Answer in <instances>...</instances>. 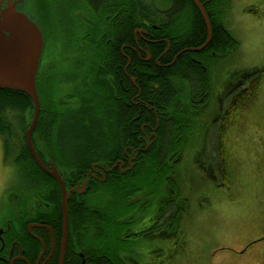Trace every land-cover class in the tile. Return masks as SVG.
I'll list each match as a JSON object with an SVG mask.
<instances>
[{"label":"flooded vegetation","instance_id":"1","mask_svg":"<svg viewBox=\"0 0 264 264\" xmlns=\"http://www.w3.org/2000/svg\"><path fill=\"white\" fill-rule=\"evenodd\" d=\"M106 25L110 28L111 21H106ZM109 28L103 30L100 38H103V50L114 52L116 41ZM151 28L156 30L158 26ZM133 36V46L122 42L118 45L125 60L109 57L97 61L103 71L111 69L104 77L109 91L101 95L113 112L122 115L113 130H108L118 132L117 139L107 141L108 152L102 158L78 153L72 158V166L63 165L57 158L47 155L48 147L41 138L45 153H41L32 140L42 164L48 169L51 164L56 168L68 193L66 224L58 182L31 156L36 167L56 183L59 200L52 212L53 204L45 196L50 185L43 186L44 192L32 189L31 179L28 181L31 185L7 188L11 205L0 216V264H99L103 259L112 258L107 251L111 244L117 249L118 259L125 264H142L141 261L152 253L158 258L179 256L185 250L181 245L185 238L181 223L190 217L187 209L191 212L188 204L194 193L190 189H196L195 185L184 188L182 183L192 158L199 160L197 168L203 174L219 179L215 188L227 185L229 156L223 137L230 126L228 123L243 113L254 96L255 83L250 78L254 70L229 67L227 59L200 61L192 56L205 70L209 67L207 86H196L188 78L176 75L169 77L174 82L173 94L163 97L156 82L147 77L139 79L136 74H150L157 67H170L182 52H202L205 46L199 50L194 48L201 45L182 47L172 61L165 62L161 60L162 54L168 52L171 42L181 41L183 36L175 35L170 40L163 33L157 40H164L166 47L154 57L149 43L156 40L149 37L148 29L137 27ZM42 37L39 64L42 63V75L47 80L53 62L44 53L45 31ZM100 38L96 42L99 45ZM80 42L83 48L84 40ZM127 46L135 51L138 60H132L124 52ZM82 63L85 68L91 64L90 61ZM58 69L59 103L71 105L76 110L81 107L83 111L92 110L93 82L89 77L84 85V78L77 77L76 71L65 76V67L58 66ZM67 77L76 78V81L71 84ZM71 87L74 91L67 98ZM174 130L181 132L177 141L172 139ZM165 133L169 134L168 142ZM208 148H211V157L207 156ZM152 150L158 164L151 177L155 186L141 187L144 155ZM194 151L196 155L192 156ZM40 184L38 181V186L42 187ZM110 209H113L111 218H114L109 220L104 215Z\"/></svg>","mask_w":264,"mask_h":264},{"label":"trees","instance_id":"2","mask_svg":"<svg viewBox=\"0 0 264 264\" xmlns=\"http://www.w3.org/2000/svg\"><path fill=\"white\" fill-rule=\"evenodd\" d=\"M30 1L38 13L41 30L45 31L44 53L46 58L53 62V70L47 80L42 75L44 69L42 63L38 65L36 89L40 112L33 134L37 133L39 138L46 143L49 150L47 155L57 158L59 163L66 166H72L74 161L72 158L78 153L85 157L89 153L93 154L90 157L102 158L108 152L107 141L117 139L118 132L112 130L113 126L119 123L122 115L113 112L101 95V93L109 91L104 77L111 69L103 71L104 69H101L97 64L98 60L109 59V57L125 60V57L118 51V45L122 42L133 46L135 42L133 30L137 27L147 28L149 37L156 40V42L149 43L153 57L160 55L166 47L164 40H157L163 36V33L170 40L175 35L183 36L181 41L171 42L168 52L162 54L161 60L165 62L172 61L174 55L182 47L202 45L207 38L204 20L191 0ZM199 1L203 2L211 25V36L203 51L182 52L170 67H157V70L150 74H136L139 79L147 77L148 80L156 82L163 97L173 94L174 82H171L169 77H176V75L188 78L196 86H207L209 67L205 70L204 66L202 67L194 59L208 61L211 59L222 60L219 58H223L224 60L239 47V40L224 23L229 3L225 0ZM60 11L65 13L62 20L58 16ZM75 12L79 14L77 19L74 17ZM106 21H111L110 28L107 27ZM152 25H157L158 28L153 30ZM106 28H109L114 34L115 47H117L114 52L103 50V38L100 37ZM99 38L101 45L96 43ZM81 39L84 40L83 48H81ZM109 49L111 48L109 47ZM124 52L132 60H138L135 51L128 46L124 48ZM141 56H145L144 52L141 53ZM192 56L195 58L193 59ZM82 61H90L91 64L85 68ZM58 66L65 67V76H71L73 75L72 71H76L77 77L84 78V85H86L87 77H89V81L93 82L92 110L83 111L82 107L76 110L71 105L59 103L57 98L60 95L57 85L60 77ZM261 69H252L254 71L250 78L254 83L257 82V75L262 72ZM67 78L71 84L76 79ZM73 91L74 88L71 87L66 93L68 94L66 97L68 98ZM85 92L86 90H84ZM31 117L32 102L26 93L12 89H0V137L3 159L12 161L20 176L25 179L26 185H31L28 181L32 180V189H40L44 192L46 189L43 186L50 185L45 196L52 202L54 209L52 212H54L56 210L55 203L60 196L58 187L50 177L36 167L25 141L24 131L28 127ZM110 129L112 130L108 132ZM180 134L181 132L174 130L173 141L179 140ZM168 136L169 134L165 133L166 142H168ZM32 140L35 143L34 136H32ZM144 156L146 161L140 185L141 187L154 188V180L151 177L158 165L157 160L153 150ZM38 181L42 187L38 186ZM57 209L59 211V208ZM112 214L113 209H110L104 216L110 220ZM181 245L185 247L184 243ZM116 250L111 244L107 251L112 258L103 259L99 264H125L118 259Z\"/></svg>","mask_w":264,"mask_h":264},{"label":"rangeland","instance_id":"3","mask_svg":"<svg viewBox=\"0 0 264 264\" xmlns=\"http://www.w3.org/2000/svg\"><path fill=\"white\" fill-rule=\"evenodd\" d=\"M24 1L21 10L40 27L36 9L30 0ZM225 1L229 6L224 23L239 40L238 49L226 58L229 67L262 68L249 105L228 123L223 137L229 156L227 185L215 188L219 179L203 174L197 168L199 160L193 157L182 180L184 188L196 186L190 189L194 191L188 204L192 213L187 209L190 217L181 223L185 250L171 258L152 253L142 264H264V0ZM64 14L59 12L61 20ZM32 136L36 147L45 153L39 135ZM208 155L211 157V148ZM18 185H26V181L10 159H3L0 137V216L11 205L7 188Z\"/></svg>","mask_w":264,"mask_h":264},{"label":"water","instance_id":"4","mask_svg":"<svg viewBox=\"0 0 264 264\" xmlns=\"http://www.w3.org/2000/svg\"><path fill=\"white\" fill-rule=\"evenodd\" d=\"M191 1L199 10L207 30L206 41L194 48L199 50L210 39L211 25L202 3L199 0ZM24 5V0H0V89L22 91L31 99L32 117L24 131L25 141L36 164L52 176L60 186L62 216L65 225L68 193L56 168L51 164L48 169L42 164L32 143V131L40 111L36 75L43 48V37L37 23L21 10Z\"/></svg>","mask_w":264,"mask_h":264},{"label":"bare ground","instance_id":"5","mask_svg":"<svg viewBox=\"0 0 264 264\" xmlns=\"http://www.w3.org/2000/svg\"><path fill=\"white\" fill-rule=\"evenodd\" d=\"M167 28V27H166ZM107 52V51H106ZM102 60V59H101ZM108 71V70H107ZM109 72V71H108ZM102 77V76H101ZM183 81V80H182ZM166 105V104H165ZM55 143V142H54ZM59 150V149H58ZM82 156V155H81ZM68 157V156H67Z\"/></svg>","mask_w":264,"mask_h":264}]
</instances>
